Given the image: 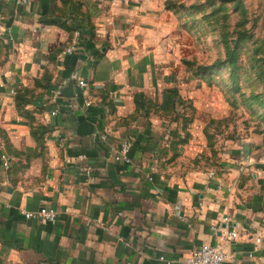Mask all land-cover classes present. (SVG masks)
Segmentation results:
<instances>
[{
  "label": "crops",
  "instance_id": "1",
  "mask_svg": "<svg viewBox=\"0 0 264 264\" xmlns=\"http://www.w3.org/2000/svg\"><path fill=\"white\" fill-rule=\"evenodd\" d=\"M177 37L158 0H0V264H183L225 230V264H264V139L185 122ZM125 137L129 162L114 158ZM42 205L53 223L21 213Z\"/></svg>",
  "mask_w": 264,
  "mask_h": 264
},
{
  "label": "rangeland",
  "instance_id": "2",
  "mask_svg": "<svg viewBox=\"0 0 264 264\" xmlns=\"http://www.w3.org/2000/svg\"><path fill=\"white\" fill-rule=\"evenodd\" d=\"M158 1L175 19L178 53L191 70L186 88L193 96L178 105L188 112L191 99L190 120H208L209 140L256 145L264 139V0ZM213 162L187 161L204 171Z\"/></svg>",
  "mask_w": 264,
  "mask_h": 264
},
{
  "label": "built area",
  "instance_id": "3",
  "mask_svg": "<svg viewBox=\"0 0 264 264\" xmlns=\"http://www.w3.org/2000/svg\"><path fill=\"white\" fill-rule=\"evenodd\" d=\"M18 5H26L30 2V0H15ZM79 30L77 28L73 29L71 39L68 43V46L65 49L66 53H72L78 46L79 43ZM80 85H85V81L80 79ZM10 92H14L11 88ZM90 102L88 100L84 101V105H88ZM52 114L57 113V108H53L51 110ZM99 137L104 139L106 137V132L99 133ZM132 147V140L130 138H122L117 143L115 148L114 158L117 161L129 162L130 160V150ZM78 156L80 158L84 157L83 153H79ZM0 162L4 168L9 166V160L6 152L4 151L2 145H0ZM84 170V174L86 177L91 176L92 166L90 164H86L82 167ZM22 215L25 218H34L40 222H49L53 223L57 218V211L53 207L40 206L35 209H22ZM237 235V231L235 230H225L221 236V239L214 243H204L199 247L193 248L184 258L183 264H225L226 258L229 254L225 251L223 247V242L228 241L231 238H234ZM254 242H260V235H255L253 237ZM170 260L166 262L169 263Z\"/></svg>",
  "mask_w": 264,
  "mask_h": 264
},
{
  "label": "trees",
  "instance_id": "4",
  "mask_svg": "<svg viewBox=\"0 0 264 264\" xmlns=\"http://www.w3.org/2000/svg\"><path fill=\"white\" fill-rule=\"evenodd\" d=\"M185 62L186 63H188V61L187 60H185ZM188 65V64H187ZM189 67V66H188ZM176 102H181V103H183V102H185L184 101V99H182V97H176V100H175ZM180 103V104H181ZM187 108H188V110H189V113L188 114H185V122L186 123H188V122H190L191 120H190V118H191V116H192V111H193V106H192V104H189V101H188V103H187ZM191 110V111H190Z\"/></svg>",
  "mask_w": 264,
  "mask_h": 264
}]
</instances>
